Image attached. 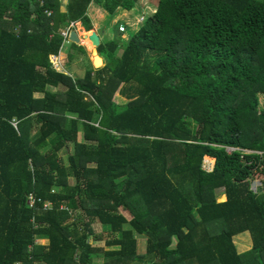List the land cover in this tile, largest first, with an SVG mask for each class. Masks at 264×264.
Segmentation results:
<instances>
[{"label": "trees", "instance_id": "1", "mask_svg": "<svg viewBox=\"0 0 264 264\" xmlns=\"http://www.w3.org/2000/svg\"><path fill=\"white\" fill-rule=\"evenodd\" d=\"M91 1L111 20L137 0H0V264H264V0H158L100 42L103 65L55 69L62 22L90 29Z\"/></svg>", "mask_w": 264, "mask_h": 264}, {"label": "rangeland", "instance_id": "2", "mask_svg": "<svg viewBox=\"0 0 264 264\" xmlns=\"http://www.w3.org/2000/svg\"><path fill=\"white\" fill-rule=\"evenodd\" d=\"M59 1H60V10L64 11L65 3L68 2V0H59ZM137 2H138L137 7L132 8V9H125L128 11V15L124 14V15H121V17H120V20H125L127 22L126 23L127 24L126 29L124 31H122V37L127 38L129 36L130 32L137 29L142 24V21L144 20V18L152 13V11L150 9H146L145 6H143L146 1H137ZM92 4L97 5L93 1L89 2L86 14L90 13L89 8H91ZM92 9H93V7H92ZM151 9H152V7H151ZM134 15H135V18H134ZM118 20L116 22H110V21L105 22L108 30H107V33L104 35V38H103L104 40L101 37V39L103 41L110 39L114 35V32H115L114 28L117 26L118 23H120V22H118ZM62 23L64 24L65 28H67L68 26L71 27V25L74 26V29H76V30H78L77 28H82V27H80V24L78 22L74 23V22H71L69 20L68 21L64 20ZM85 30H87V29H85ZM60 32H61V30H60ZM84 32H85L84 30H81L78 33L83 34ZM61 39H62L61 41L65 40L62 37H61ZM80 43L82 44L81 41H80ZM64 46L65 47L69 46L71 50H75V47L71 48V44H69V41L65 42ZM60 54H62V53H60ZM63 54L65 55V53H63ZM75 54L78 56V59H76L77 58L76 56H75V58L73 56L71 59H69L66 55L63 58L61 57L60 60H62V62H63L62 67H64L65 69L67 67H73L75 72L77 74L80 73V75L82 74L83 70L86 67H89V66H91L93 68L98 67V66H95L94 64L91 63L92 53L90 52V48H88V49L85 48L84 52H78L75 50ZM62 55H60V56H62ZM56 58L57 59H55V60L59 61L58 60L59 55L56 56ZM72 59H74L75 61H73ZM104 61H105V59H103V64H104ZM103 64H101V65H103ZM49 88L52 89L51 87H49ZM36 96H38V95H36ZM113 98H114L115 102H117V103H125L128 101V99H126L125 97H122L118 92L114 94ZM261 101H262V97L259 95V102L261 103ZM76 139H77V141L82 140L81 132L76 133ZM70 152H72L71 143L67 144V146L59 152V154L62 156L65 163H66V157ZM212 161H214V160H210V159H208V157L206 155H204L202 162H201L203 169L210 170L211 166H212ZM89 165H93V163H90ZM250 182H251L252 189H254L255 191L260 192V191L264 190V171L262 172V174L257 175L254 178H250ZM222 191H223L222 188L216 190L215 193H216L217 201H220L221 195L224 194V193H222ZM224 199H225V197H224ZM224 199H223V201H224ZM45 204H46V206H50L49 201H47ZM119 211L124 213L128 218L131 216V214L125 209L119 208ZM76 216H77V220H78L77 222L79 223V226L82 228L83 227V225H82L83 219L82 218L80 219L79 210L76 211ZM73 219H75V217L70 218V220H73ZM90 226L94 232H100L101 236L102 237L104 236L105 233L102 232V226L97 220H93L90 223ZM135 236L137 238V252L142 253L145 251L146 237L144 234H138V233H135ZM93 239H94L93 236L91 234H88L87 240L90 243L99 245L102 248L105 246L102 238L96 239V240H93ZM232 239H233V242L235 243L237 250L238 249L239 250H245V249L252 247L251 235L248 232L236 234L232 237ZM37 241L44 243V242H47L48 239L47 238H38ZM175 241H176V238L174 237L172 240V244H175ZM242 242L245 243V246L241 245ZM100 260H101L100 258H94L93 263L96 264V263L100 262Z\"/></svg>", "mask_w": 264, "mask_h": 264}, {"label": "crops", "instance_id": "3", "mask_svg": "<svg viewBox=\"0 0 264 264\" xmlns=\"http://www.w3.org/2000/svg\"><path fill=\"white\" fill-rule=\"evenodd\" d=\"M137 1H146L143 6H145L146 9H150L152 12L155 11V9L157 7V3H158V0H137ZM137 1H136L135 5L133 6V8L138 6V2ZM92 7H93V9H92ZM151 7H152V9H151ZM89 10H90V13L89 14L87 13V15L90 18V23H91L92 27L90 29H88V30H91V29L95 30L97 33L100 34V37H102V39L104 38V35L107 33V30H108L105 22H107V21L116 22L119 19L118 22H120V25L124 24V23H127L125 20H120L121 15H124V14L128 15V11L125 10V9L117 8V10H116L115 14L112 16L111 20H110V17L108 15V13L104 9H102L100 6H98V5H95V4L93 5L92 4V6H91V8H89ZM134 18H135V15H134ZM78 23L80 24V27H82V28H77L78 30L76 32H77L78 36H82L83 34H79L78 32H80L81 30L86 31L85 30L86 27H84L81 24V22H78ZM102 39H101V41H102ZM65 42H68V41H64L60 45V49L58 51L59 58H60V55H62L63 53H65V52L67 53V49L70 48L69 46H66V47L64 46ZM69 43H70V41H69ZM71 52H72L74 58L76 56L77 57L76 59H78V56L76 55L77 53L75 54V50H72ZM60 53H62V54H60ZM66 53H65V55H66ZM65 55L63 54L62 56H65ZM91 59H92V57H91ZM72 60L75 61L74 59H72ZM61 62H62V60H61ZM66 70L70 74H73V75H77V76H81L82 75V74L80 75V73L77 74L75 72V70L73 69V67H67ZM51 88H52V90L56 89L55 87H51ZM212 162H214V161H212ZM245 232L249 233V231H244V232H241V233H245ZM241 245L245 246V243L242 242ZM245 250H247V249H245ZM245 250H239L238 249L237 251L241 252V251H245Z\"/></svg>", "mask_w": 264, "mask_h": 264}, {"label": "water", "instance_id": "4", "mask_svg": "<svg viewBox=\"0 0 264 264\" xmlns=\"http://www.w3.org/2000/svg\"><path fill=\"white\" fill-rule=\"evenodd\" d=\"M83 38L85 37H88L92 44L94 45L95 49L97 50V53H99L97 47L98 45L100 44V34L97 33L95 30L91 29V30H86L83 35H82ZM67 39L74 42V43H78L79 42V37L76 33L75 30H70L68 32V36H67Z\"/></svg>", "mask_w": 264, "mask_h": 264}, {"label": "clouds", "instance_id": "5", "mask_svg": "<svg viewBox=\"0 0 264 264\" xmlns=\"http://www.w3.org/2000/svg\"><path fill=\"white\" fill-rule=\"evenodd\" d=\"M156 9H157V7H156ZM156 9H155V11L152 12V13H155V12H156ZM152 13H151V14H152ZM74 23H75V22H74ZM121 25H125V29H126V25H127L126 23L121 24ZM119 26H120V24H119ZM119 26H118V30H119ZM64 28H65V27L59 29V34H60V30H61V29H64ZM70 30H75V31H77L76 29H74V26H73L72 28H70L69 31H70ZM87 30H88V29H87ZM69 31H68V32H69ZM120 31H121V30H120ZM122 31H124V30H122ZM122 31H121V32H122ZM76 33H77V32H76ZM60 36L62 37L61 34H60ZM67 36H68V35H67ZM78 37H79V39H80V38H83L82 36H78ZM62 38H63V37H62ZM64 41H70V40H68L67 37H66ZM64 41H61L60 45H61L62 42H64ZM70 42H72V41H70ZM100 42H101V37H100ZM73 43H74V42H73ZM75 44H81V43L78 42V43H75ZM60 45H59V47H60ZM81 45H82V46L84 47V49H85V46H84L83 44H81ZM59 49H60V48H59ZM65 53H66V52H65ZM54 55H55V56H58V53H55V54H54V53H51L50 56H49L50 59L53 58ZM66 56H67V55H66ZM63 57H64V56H62V58H63ZM55 59H57V58L55 57ZM60 59H61V56H60V58L58 59L59 61L55 60V62L58 63V66H57V67L54 66V62H53V60L51 59L50 61H51V63H52V66H53L55 69H57V70L67 72V70H66L64 67H62V64H63V63L61 62ZM229 146H230V145H229ZM234 147H236L235 149H239V148H240V147H238V146H234ZM225 148H226V147H225ZM245 151H254V150H251V149H245ZM255 151H256V150H255ZM211 157H212V156H211ZM212 163H214V162H212ZM224 195H225V194H224Z\"/></svg>", "mask_w": 264, "mask_h": 264}, {"label": "built area", "instance_id": "6", "mask_svg": "<svg viewBox=\"0 0 264 264\" xmlns=\"http://www.w3.org/2000/svg\"><path fill=\"white\" fill-rule=\"evenodd\" d=\"M73 26L71 25V27L70 26H68L67 28H64V29H61V32H60V34L62 35V37H63V39H65L66 37H67V35H68V31H69V29L70 28H72ZM119 30H125V25H120L119 26ZM55 55H54V57L53 58H51L52 60H53V62H54V66L55 67H57L58 66V63L57 62H55L54 60H55ZM236 147H234V146H229V145H227L226 146V150L228 151V152H231L232 150H234ZM256 152H259L258 150H256ZM28 203H32V197H31V195H29L28 196Z\"/></svg>", "mask_w": 264, "mask_h": 264}, {"label": "bare ground", "instance_id": "7", "mask_svg": "<svg viewBox=\"0 0 264 264\" xmlns=\"http://www.w3.org/2000/svg\"><path fill=\"white\" fill-rule=\"evenodd\" d=\"M79 42H80V39H79ZM92 56H91L92 57V61H91L92 64H94L95 66H100L101 64H103V58L99 53H97V50L95 48L92 51ZM207 157L210 160H214V158H212V157H209V156H207Z\"/></svg>", "mask_w": 264, "mask_h": 264}]
</instances>
